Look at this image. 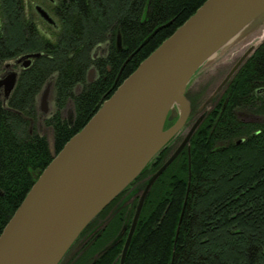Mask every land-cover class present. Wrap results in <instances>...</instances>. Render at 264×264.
<instances>
[{"label":"trees","instance_id":"obj_1","mask_svg":"<svg viewBox=\"0 0 264 264\" xmlns=\"http://www.w3.org/2000/svg\"><path fill=\"white\" fill-rule=\"evenodd\" d=\"M205 1L53 0L50 33L41 29L28 1L0 0V74L6 62L41 53L20 71L6 107L0 105V234L52 159L37 119V96L48 79L55 77V111L43 126L51 129L57 154ZM102 44L108 45L106 56L92 61V51ZM91 66L99 78L88 84ZM77 86L81 91L75 94ZM262 87L264 40L231 80L214 112L212 135L206 120L188 150L150 188L124 264H264V124H242L235 117L236 112L264 116V96L255 95ZM69 100L71 125L61 118ZM160 165L150 162L93 219L77 239L94 231L91 245L74 264H119L139 197Z\"/></svg>","mask_w":264,"mask_h":264},{"label":"water","instance_id":"obj_2","mask_svg":"<svg viewBox=\"0 0 264 264\" xmlns=\"http://www.w3.org/2000/svg\"><path fill=\"white\" fill-rule=\"evenodd\" d=\"M35 10L44 22L54 25L53 19L41 7L36 6ZM161 28H157L142 45ZM254 33L262 38L261 41L256 47L247 49L211 97L236 74L264 40V0H206L137 66L57 154L50 129L47 142L52 159L0 234V264H58L81 232L184 126L190 112L185 92L196 73L210 67L219 54ZM107 46L105 44V53ZM116 46L120 48L119 36ZM100 49L101 45L94 48L92 61L98 58ZM40 56L41 53L26 54L3 65L0 105L6 107L20 71ZM94 73L91 66L86 74L88 84L93 81ZM54 78L48 79L37 96L40 124L49 112ZM67 105L71 108L67 110V122L71 125L73 103L69 100ZM224 106L225 103L219 114ZM174 118V124L165 129V122ZM199 123L200 120L189 129L182 144L148 180L139 197L119 264H124L150 188L189 142Z\"/></svg>","mask_w":264,"mask_h":264},{"label":"flooded vegetation","instance_id":"obj_3","mask_svg":"<svg viewBox=\"0 0 264 264\" xmlns=\"http://www.w3.org/2000/svg\"><path fill=\"white\" fill-rule=\"evenodd\" d=\"M41 1L49 2V4H52L53 3V0H41ZM29 3L31 4V6H32V8L34 10L35 15H37L39 17L38 13L35 10V7L38 6V5H35L34 2H33V0H29ZM39 19H41V18L39 17ZM49 26H53V25H49ZM105 56H106V53H105L104 56H101V57H105ZM236 62L231 67H228L226 65V63H224V62L217 63L212 68L211 67H208L207 69L206 68L205 69H200L196 73V75L191 80V82L188 85V87L186 89V92H185V97H186V99H187V101L189 103V106H190V112H189V115H188V117H187V119L185 121V124L180 129V131L172 138V140H170V142L161 151V152H164L163 156L161 157L159 155L161 153L160 152L158 155H156L151 160V162H153V164L160 163L161 164L160 167H161L170 158V156L177 150V148L182 144V141L186 137L189 129L198 120H200V123H199L198 128L202 125V123L204 121L207 120L209 122L208 123V126H209V135H212V133L214 132V126H215L214 124H215V120H216L215 119L216 116H213L214 115V112L215 111L216 112L218 111V108L217 107L219 105V102L221 101V99L225 95V92H226V90H227V88H228L231 80L233 79V77L236 74L214 96L211 97V95L216 90V88L222 83V81L224 80V78L226 77V75L229 73V71L232 69V67L236 64ZM226 68H228V69H226ZM225 69L227 70L226 72H224ZM93 78L94 79H93L92 82H94L95 80H97L99 78V74H98L97 70H95V73H94V77ZM187 93L192 94L193 98L189 97L187 95ZM255 95H257V96H264V87H262L258 92L256 91L255 92ZM227 99L225 100V106H226ZM225 106H224V108H225ZM63 110L61 111V113L63 112ZM223 111H224V109H223ZM223 111L221 113H223ZM53 112H48V114H47V116H46L45 119H47L48 117H50L53 114ZM221 113L219 115H217V116L218 117L221 116L222 115ZM235 117L242 124H264V116L252 115V116H250L247 119L241 112H236L235 113ZM63 119L67 121L68 120V116H66V118L63 117ZM175 121H176L175 118L173 120H171V121H166L165 124L168 123L169 125L165 129H168L170 126H172ZM198 128L196 129V131L198 130ZM48 130H50V128ZM184 131H186L185 134H183ZM195 132H194V134H195ZM38 133L40 135H44L41 132V124L39 122H38ZM193 135H192V137H193ZM233 142L235 144H238V143L241 142V139H239V138L238 139H235L234 138V141ZM189 145H190V140L183 147V149L181 150V152L179 153V155L184 150H188ZM225 145H229V141H226L225 142ZM93 232L94 231L87 233L86 235H84V237H82L80 240L77 241V239L81 235L80 234L78 236V238L74 241V243L71 245V247L68 249V251L65 253V255L62 257V259L60 260V262L58 264H74V262L80 257V255H82L83 252L86 251L89 248V246L91 245V242L89 240L91 239V236L93 235L92 234Z\"/></svg>","mask_w":264,"mask_h":264},{"label":"rangeland","instance_id":"obj_4","mask_svg":"<svg viewBox=\"0 0 264 264\" xmlns=\"http://www.w3.org/2000/svg\"><path fill=\"white\" fill-rule=\"evenodd\" d=\"M27 1V0H26ZM29 2V0H28ZM34 4L35 5H38L39 7H41L42 9H44L48 15L54 19L51 11H50V7H51V4H49V2H46V1H41V0H33ZM38 20V19H37ZM41 20V19H40ZM38 20L39 22V25L41 26V29L44 30L46 29L47 31H49L51 33V26H49L47 23H44L42 24V20L40 21ZM38 24V23H37ZM49 26V27H48ZM257 33V32H256ZM254 33L255 35H251V37H249L248 39L246 40H240L238 41L237 43L233 44L229 49H227L226 51H223L221 54H219L212 62L211 64V68L213 66H215L217 63H226V65L228 67H231L240 57L241 55L251 46H254L256 47L258 45V43L261 41V37L258 36V34ZM104 47H105V44H102L101 45V49L98 51V57H101V56H104L105 55V52H104ZM208 68V67H207ZM206 68V69H207ZM205 69V68H204ZM228 69V68H226ZM225 69L224 72H226L227 70ZM94 78H92L93 80ZM81 91V86H77L74 90V93L75 94H78L79 92ZM187 95L191 98H193L192 94L190 93H187ZM48 109H49V112H53L55 111V107H54V102H53V87H52V91L51 93L49 94V101H48ZM68 109H71L70 107H68V105L65 106L63 112H62V115L64 118H66L67 116V110ZM247 119L254 115V114H251V113H246L243 114ZM40 123V122H39ZM43 121L41 122V132L46 135V137L49 136V130L48 128L44 127L43 126ZM186 131H184L183 134H185Z\"/></svg>","mask_w":264,"mask_h":264}]
</instances>
